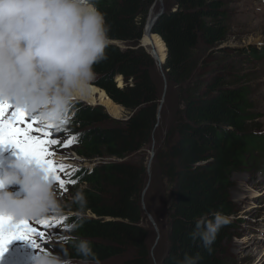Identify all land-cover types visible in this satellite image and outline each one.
I'll return each mask as SVG.
<instances>
[{"label": "trees", "instance_id": "obj_1", "mask_svg": "<svg viewBox=\"0 0 264 264\" xmlns=\"http://www.w3.org/2000/svg\"><path fill=\"white\" fill-rule=\"evenodd\" d=\"M155 2L95 0L108 27L107 40L114 43H107L106 59L94 65L93 85L124 108L125 119L113 117L101 104L77 99L65 122L47 129L51 140L65 141V152H73L82 163L62 171L66 214L56 225L65 230L80 218L81 210L70 198L83 190L82 225L71 235L91 241L101 264L154 262L142 193L161 99L153 77L156 61L141 40ZM228 4V0H164L166 12L153 29L167 46L162 69L168 93L177 100L174 121L154 156L171 193L167 251L159 264H176L185 254H199V264H231L228 242L237 226L232 219L233 174L264 157V135L250 129L257 115L253 90L227 57L232 53L226 45L231 30ZM215 212L226 215L229 223L220 229L209 253L190 233L196 219ZM68 239L65 233L60 249L51 238L47 250L59 253L63 248L74 264H81L71 246L65 245Z\"/></svg>", "mask_w": 264, "mask_h": 264}, {"label": "clouds", "instance_id": "obj_2", "mask_svg": "<svg viewBox=\"0 0 264 264\" xmlns=\"http://www.w3.org/2000/svg\"><path fill=\"white\" fill-rule=\"evenodd\" d=\"M108 27L95 0H0V96L26 107L41 123H59L73 103L84 98L96 79L94 65L106 59ZM19 184L21 198L3 190ZM80 218L65 232L81 264H101L92 242L71 235L83 221V190L70 198ZM0 213L32 221L66 214V206L42 166L17 156L0 174ZM229 218L220 213L196 219L190 233L212 252L220 229ZM199 254H185L176 264H199ZM33 264H73L63 250H37Z\"/></svg>", "mask_w": 264, "mask_h": 264}, {"label": "rangeland", "instance_id": "obj_3", "mask_svg": "<svg viewBox=\"0 0 264 264\" xmlns=\"http://www.w3.org/2000/svg\"><path fill=\"white\" fill-rule=\"evenodd\" d=\"M228 2L231 30L226 45L231 47L232 53H229L227 57L235 63L238 72L244 77V82L250 84L253 90L254 111L257 115L251 121L250 129L254 133L264 135V0H228ZM158 5L160 6L161 3L159 2ZM153 77L159 88L160 99L164 100V103L152 144L147 150L148 160L151 152L156 151L162 142L166 129L173 123L174 111L177 106L176 95L168 93V89L163 98L165 78L159 66H156ZM118 81L121 82V79ZM80 100L86 102L87 99L84 97ZM98 103L101 104L100 101ZM126 115L127 112L122 108L115 117L124 118ZM33 134L36 135V133ZM48 139H51L50 135ZM64 144L65 141L58 142L56 146L49 145L48 150L52 153L49 159L57 165H81L82 163L76 160L77 156L73 152L70 154L65 152ZM7 151L9 153L5 154ZM16 158L17 154L14 148H1L0 161L2 159L9 161L0 164V174L6 169L10 170L11 162L15 161ZM151 161L144 188L143 209L145 223L151 231L149 245L153 264H159L167 251L168 208L171 203V193L167 182L161 175L160 166L154 162V158ZM85 164L89 167L92 166V163L86 162ZM63 170L57 169L59 177H61ZM232 179L234 187L231 190V197L236 205V212L232 215V219L237 222V226H235L231 240L228 242V252L232 256L231 264H264V157H258L256 163H252L249 168L235 172ZM18 185L10 184L9 187L14 189ZM54 186L57 195L66 206L63 188L56 183ZM20 189H22L21 185ZM3 190H7V188ZM16 195L20 197V193H16ZM60 217H50L55 226L47 228L29 220V223L38 231L45 232L44 238H35L39 248H34L31 241L26 240H13L7 247L11 251H18V254L16 251L13 254L16 258L20 257L19 261L31 262L30 264H33V257L37 250H47L46 245L51 238L56 246L61 249V239L66 232L56 225ZM55 233L58 235L54 236ZM115 262L117 263L118 260L105 263L113 264ZM15 263L24 264L17 261Z\"/></svg>", "mask_w": 264, "mask_h": 264}, {"label": "snow or ice", "instance_id": "obj_4", "mask_svg": "<svg viewBox=\"0 0 264 264\" xmlns=\"http://www.w3.org/2000/svg\"><path fill=\"white\" fill-rule=\"evenodd\" d=\"M64 122L65 120L59 123H41L40 119L26 107L14 103L7 97L0 96V147H12L16 150L17 156L42 166L48 179L53 184L59 182L61 188L64 186V181L57 174V169L63 170L65 166L57 165L49 159L52 153L49 152L48 146L57 141L48 139L50 133L47 129L56 128ZM71 183L74 184L75 181ZM34 222L45 228L55 226L50 217ZM36 237L44 238L45 232L38 231L28 219L17 220L11 215L0 213V256L4 254L8 244L13 240L31 241L34 248H39ZM40 250L43 251V249Z\"/></svg>", "mask_w": 264, "mask_h": 264}, {"label": "bare ground", "instance_id": "obj_5", "mask_svg": "<svg viewBox=\"0 0 264 264\" xmlns=\"http://www.w3.org/2000/svg\"><path fill=\"white\" fill-rule=\"evenodd\" d=\"M144 41L146 44H149L150 42H152V38L150 39L146 35L144 37ZM153 44H155V45L153 47H151L150 52H153L155 55L160 56V62H161V65L163 66V62L165 60L166 51H167L166 45H165L164 41L162 40V38H160L159 36H155V35L153 36ZM162 66H159V68L163 71ZM120 79L122 81V78H120ZM85 99H87L86 100L87 102H91V103H98L100 101L101 104H103L107 108V110L112 114V116H117L119 114V112H121V110H122V107L119 105H116L106 95L104 90H100L95 85L91 86L90 91L85 96ZM96 101H98V102H96ZM262 183H263V181H262ZM6 191H10L13 194L16 193L14 190H6ZM14 251H16V250L11 251L7 247V250L4 252V254L2 256H0V264L15 263L16 261L19 263L23 262L24 264H30L31 263V262L26 263V261H19L18 259H20V257L16 258V256L13 254ZM16 252L18 254V251H16Z\"/></svg>", "mask_w": 264, "mask_h": 264}, {"label": "water", "instance_id": "obj_6", "mask_svg": "<svg viewBox=\"0 0 264 264\" xmlns=\"http://www.w3.org/2000/svg\"><path fill=\"white\" fill-rule=\"evenodd\" d=\"M159 2H161V5L160 6L158 5ZM165 12H166V7L164 5V0H156V2L152 5V7L150 9V13H149V16L147 18L146 25H145V29H144V35H143L142 40H141L142 45L147 49V51L155 59L157 66H162L161 65V62H160V56L155 55L153 52H150V49H151V47H153L155 45V44H153V36L155 35V36H159L161 38V36L158 35L157 33H155L153 31V29H154V26L157 23V21L163 16V14ZM146 35L150 39L152 38V42H150L149 44H146L145 41H144V37ZM107 43H114V42H111V41L107 40ZM166 49H167V46H166ZM166 59H167V51H166V57H165V60L163 62V65L166 63ZM163 75H164V78H165V92H164V96H163V98H164L165 95H166V92H167L168 83H167V78L165 76L164 71H163ZM88 103H90V102H88ZM163 103H164V100H161L160 101V106H159L158 121L160 119V115H161ZM90 104H99V103H90ZM101 105H103V104H101ZM113 117H115V116H113ZM115 118H117V117H115ZM157 126H158V124H157ZM155 153H156V151L153 150L151 152V154H150L149 160L147 161V169L148 170H150L151 162H152L151 159L154 158ZM144 192H145V190L142 193V202H143ZM149 217H151V215H149ZM152 222H154V221H152Z\"/></svg>", "mask_w": 264, "mask_h": 264}]
</instances>
